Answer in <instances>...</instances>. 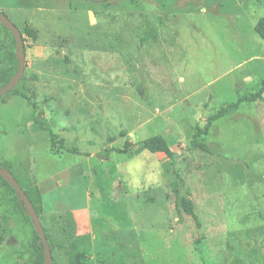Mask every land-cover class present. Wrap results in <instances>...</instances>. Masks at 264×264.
<instances>
[{
	"label": "rangeland",
	"instance_id": "obj_1",
	"mask_svg": "<svg viewBox=\"0 0 264 264\" xmlns=\"http://www.w3.org/2000/svg\"><path fill=\"white\" fill-rule=\"evenodd\" d=\"M0 10L25 39L20 89L78 152L53 155L16 96L0 100V162L28 184L80 165L84 178L45 196L47 208L85 207L91 193L93 232L77 248L66 245L69 210L51 223L42 214L58 264L79 254L87 264H264V97L213 122L199 138L210 153L191 147L196 129L264 80V0H0ZM157 135L175 158L136 145ZM21 227L0 240V264L23 261Z\"/></svg>",
	"mask_w": 264,
	"mask_h": 264
},
{
	"label": "trees",
	"instance_id": "obj_2",
	"mask_svg": "<svg viewBox=\"0 0 264 264\" xmlns=\"http://www.w3.org/2000/svg\"><path fill=\"white\" fill-rule=\"evenodd\" d=\"M7 16V15H6ZM255 32L258 36L264 41V17L260 18L255 25ZM22 33V32H21ZM23 36V34H22ZM23 41L25 43V39L23 37ZM25 45V44H24ZM25 53H26V45H25ZM19 67V59L17 57V44L13 34L0 23V90L4 88L11 79L15 76ZM37 78V76H34ZM24 79V76L21 80ZM21 82V81H20ZM20 82L17 86L13 87L11 90L6 92L4 95L0 97V100L7 103L11 98L20 96L27 100L29 105H31L33 109V121L34 124L39 127V129L43 131H47L49 133V138L51 142V153L55 156H60L64 152H69L72 154H78L75 149H68L65 146V140L60 138V136L53 131L50 130L45 125V122L42 119L41 114H39V106L36 102H34L31 97L20 89ZM264 97V80L256 90V92L249 95H242L238 97L236 102L228 104L227 106L221 108L216 114L212 115L207 122V126L204 130L196 129L192 141L191 147L193 149H202L206 153H210L209 148L202 144L199 141L200 137H206L210 133V129L213 125V122L225 117L232 111L238 110L242 104L245 103H255L258 100H261ZM142 150L149 151L151 153H163L169 158H175L176 154L172 151L171 147L164 139L163 136L157 135L146 140H143L136 144ZM130 141H127L122 149H117V153L127 154L128 151L133 147ZM0 166L10 175L17 180L22 189L24 190L27 197L30 199L33 208L36 210L37 214L41 218L43 214V196L40 188L37 183H24V181L19 177L17 173V168L15 164L10 160H5L0 162ZM183 205L186 211L193 216L194 219L197 220V216L194 212V203L191 199H183ZM71 214V213H70ZM70 217L73 219V215ZM10 219L15 220V227H9ZM27 224L31 225L33 231L29 234L26 231ZM22 226V234H25V238L27 239L26 250L23 253V261L17 264H45V248L41 241L39 234L36 232L34 228V223L32 218L28 214V208L25 205L23 198L19 195L16 190L0 176V230H1V241H5V239L14 235L17 232V229ZM43 229L46 233L48 243L51 247V253L54 251V245L51 242V235L49 231L42 224ZM17 234V233H16ZM69 248H77L75 246H71ZM77 264H87V258L83 254H79L76 256ZM52 264H58L53 255L51 254Z\"/></svg>",
	"mask_w": 264,
	"mask_h": 264
},
{
	"label": "crops",
	"instance_id": "obj_3",
	"mask_svg": "<svg viewBox=\"0 0 264 264\" xmlns=\"http://www.w3.org/2000/svg\"><path fill=\"white\" fill-rule=\"evenodd\" d=\"M85 172L83 171L82 167L80 165H71L65 170L59 171L57 174H54L52 178L45 179L43 181H37V185L40 188L42 192L43 199L45 196L50 195L52 192H54L56 189H58L60 186H70L71 182H73L77 177L84 178ZM65 176V180H62L61 176ZM95 184V182L93 183ZM91 193L88 195V198L85 202V207L82 206H75L72 203H66L61 201L60 199L52 200L49 207L47 208L44 204L43 200V216L45 217V220L49 223L53 220L55 216H62L63 214L58 211V208L61 206L67 210L73 215V232L67 235V246H79V242L81 241L79 238H81L82 235L88 231L89 233H92V224H91V218L93 216V212L91 209ZM41 222H42V216H41ZM43 224V223H42ZM80 240V241H79Z\"/></svg>",
	"mask_w": 264,
	"mask_h": 264
},
{
	"label": "water",
	"instance_id": "obj_4",
	"mask_svg": "<svg viewBox=\"0 0 264 264\" xmlns=\"http://www.w3.org/2000/svg\"><path fill=\"white\" fill-rule=\"evenodd\" d=\"M0 23L6 27L14 36L17 44V57L19 59V67L15 76L11 79V81L0 90V97L4 95L6 92L11 90L13 87L17 86L21 79L25 74V45L23 41V36L19 28L15 26V24L6 16L4 12L0 10ZM0 176L6 180L15 190L16 192L22 196L25 205L28 208V214L32 218L34 223V228L36 232L39 234L41 241L45 248V264H52L51 261V247L48 243L46 233L43 229L41 219L37 214L36 210L33 208L30 199L25 194L24 190L20 186V184L15 180L9 172L5 171L0 166Z\"/></svg>",
	"mask_w": 264,
	"mask_h": 264
}]
</instances>
